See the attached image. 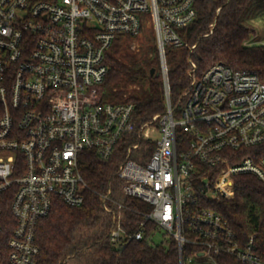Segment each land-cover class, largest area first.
I'll return each instance as SVG.
<instances>
[{
    "label": "built area",
    "instance_id": "2783aa9c",
    "mask_svg": "<svg viewBox=\"0 0 264 264\" xmlns=\"http://www.w3.org/2000/svg\"><path fill=\"white\" fill-rule=\"evenodd\" d=\"M195 0H0V195L12 188L14 225L5 238L0 205V264H38L39 220L56 200L84 202L83 152L118 160L123 197L101 193L111 216L108 239L124 246L144 237L147 221L164 240L220 252L241 264H264L255 233L241 244L230 221L206 201L234 196V179L264 182V80L215 62L203 71L191 54L189 86L171 105L167 46H188L180 34L196 16ZM151 19L166 92L165 110L137 124L130 102L103 95L106 53L118 35L137 37ZM213 25L212 23L210 24ZM159 132L158 138L150 135ZM151 148V151H148ZM248 150L247 154H241ZM124 196L150 205L128 231ZM188 234L185 235L186 233ZM4 245V244H3ZM3 253V256H2ZM189 261L193 256L187 258Z\"/></svg>",
    "mask_w": 264,
    "mask_h": 264
},
{
    "label": "trees",
    "instance_id": "16d2710c",
    "mask_svg": "<svg viewBox=\"0 0 264 264\" xmlns=\"http://www.w3.org/2000/svg\"><path fill=\"white\" fill-rule=\"evenodd\" d=\"M194 6L195 18L180 30L188 46L165 48L170 102L178 111L182 104L181 95L190 83L186 60L192 44L195 47L191 57L199 72L220 62L233 69L254 72L264 80V43L252 23L253 19L264 17V0H195ZM152 30L153 27L146 32L145 25L141 27L144 35L137 51L122 42L131 36L118 35L106 53L108 69L103 81V95L111 102L132 103L137 124L165 110L166 92L159 55L156 44L148 42ZM151 68L155 70L153 73ZM247 153L248 150L241 151L242 155ZM117 167L115 158L102 160L88 151L83 152L80 170L89 187L85 190L84 202L72 206L56 200L50 212L39 220L35 235L39 249L38 264H64L70 258L75 260V264H180L174 237L168 236L158 242L149 238L155 229L152 221H147L142 239H131L119 248L111 245L107 234L112 220L103 210L100 194L111 189L115 196L123 197ZM12 194L13 190L9 188L0 195L4 253L5 238L14 225L10 210ZM123 199L127 206L124 226L132 231L133 223L141 218V212L150 209V205L132 196H124ZM203 206L221 212L230 221L241 244L255 233L256 251L264 259V182L251 174H239L234 179L232 198L208 200ZM82 227H86L88 232L81 233ZM185 235L188 236L187 233ZM199 249L198 245L184 243L183 260L190 256L198 257ZM214 258L217 264H241L226 252H220Z\"/></svg>",
    "mask_w": 264,
    "mask_h": 264
},
{
    "label": "rangeland",
    "instance_id": "374dc122",
    "mask_svg": "<svg viewBox=\"0 0 264 264\" xmlns=\"http://www.w3.org/2000/svg\"><path fill=\"white\" fill-rule=\"evenodd\" d=\"M252 23L254 25V27L256 28V30H258L259 32V36L261 38V42L264 43V17H257L255 19L252 20ZM145 28H146V32H148V29L152 28V22H151V19L148 18L147 22H146V25H145ZM150 32V30H149ZM143 33L140 34L139 36L137 37H134V38H129V39H123L122 42L124 43H127L129 44V48L131 50H134V51H137L141 45V40L143 38ZM148 42L149 44L153 43L155 45V32H154V29L152 30V32L150 33V36L148 38ZM150 135L151 137L153 138H158L159 137V132L157 130H152L150 132ZM81 233H87L88 232V229L86 227H82L81 228ZM163 238L162 234L160 233H157L155 236H154V240L156 242L158 241H161ZM64 264H75V260L74 259H68L65 261ZM184 264H212V261L207 258V257H194V259H192V261H189L188 259H185L184 260Z\"/></svg>",
    "mask_w": 264,
    "mask_h": 264
},
{
    "label": "water",
    "instance_id": "95a60500",
    "mask_svg": "<svg viewBox=\"0 0 264 264\" xmlns=\"http://www.w3.org/2000/svg\"><path fill=\"white\" fill-rule=\"evenodd\" d=\"M154 71H155V70H154L153 68H151L150 72L153 73ZM156 74H159V71H156ZM167 94H169L168 91H167ZM168 96H169V95H168Z\"/></svg>",
    "mask_w": 264,
    "mask_h": 264
}]
</instances>
